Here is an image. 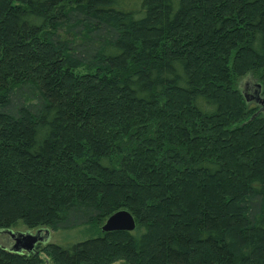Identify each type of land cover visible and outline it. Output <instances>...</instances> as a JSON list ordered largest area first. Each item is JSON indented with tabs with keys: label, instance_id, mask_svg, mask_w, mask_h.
Returning a JSON list of instances; mask_svg holds the SVG:
<instances>
[{
	"label": "trees",
	"instance_id": "obj_1",
	"mask_svg": "<svg viewBox=\"0 0 264 264\" xmlns=\"http://www.w3.org/2000/svg\"><path fill=\"white\" fill-rule=\"evenodd\" d=\"M244 76L264 98V0H0V229L85 236L0 264H264Z\"/></svg>",
	"mask_w": 264,
	"mask_h": 264
},
{
	"label": "water",
	"instance_id": "obj_2",
	"mask_svg": "<svg viewBox=\"0 0 264 264\" xmlns=\"http://www.w3.org/2000/svg\"><path fill=\"white\" fill-rule=\"evenodd\" d=\"M254 99L264 104V98L260 97L259 86L256 85V91ZM249 100V98H247ZM135 228V221L133 216L126 210H119L110 215L104 224L101 226V230L108 231H132ZM0 232H6L12 240L9 247H4L12 252H34L38 250V246L44 243L48 238L49 230L46 228L36 229L34 233L30 231L19 232L12 231L11 229H0Z\"/></svg>",
	"mask_w": 264,
	"mask_h": 264
},
{
	"label": "rangeland",
	"instance_id": "obj_3",
	"mask_svg": "<svg viewBox=\"0 0 264 264\" xmlns=\"http://www.w3.org/2000/svg\"><path fill=\"white\" fill-rule=\"evenodd\" d=\"M256 84L257 82L255 79H253L252 76H244L242 79H240L238 86L243 96L245 98L250 99V102H252L251 104L259 105L260 102L254 100ZM11 230L19 231V232H25V231H30L31 233L35 232V229L28 230L22 224H18L17 226L12 227ZM83 239H85V236L83 232L80 231V229L58 230V231L49 230L48 238L46 239L44 243L39 244V246L45 243H56V244L66 245V244L74 243V242H77ZM11 243H12V240L9 237V235L6 234V232H0V245L4 247H9ZM43 264H51V262L49 260H45ZM111 264H123V263L122 261H115Z\"/></svg>",
	"mask_w": 264,
	"mask_h": 264
},
{
	"label": "flooded vegetation",
	"instance_id": "obj_4",
	"mask_svg": "<svg viewBox=\"0 0 264 264\" xmlns=\"http://www.w3.org/2000/svg\"><path fill=\"white\" fill-rule=\"evenodd\" d=\"M261 104V103H260ZM262 106H264V104H262Z\"/></svg>",
	"mask_w": 264,
	"mask_h": 264
}]
</instances>
